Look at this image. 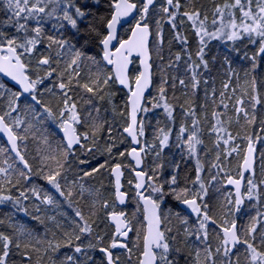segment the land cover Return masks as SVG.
Segmentation results:
<instances>
[{
	"label": "snow or ice",
	"instance_id": "snow-or-ice-1",
	"mask_svg": "<svg viewBox=\"0 0 264 264\" xmlns=\"http://www.w3.org/2000/svg\"><path fill=\"white\" fill-rule=\"evenodd\" d=\"M0 264H264V0H0Z\"/></svg>",
	"mask_w": 264,
	"mask_h": 264
}]
</instances>
